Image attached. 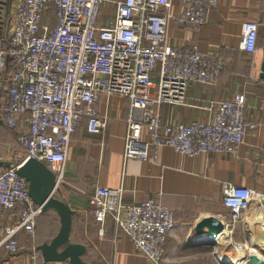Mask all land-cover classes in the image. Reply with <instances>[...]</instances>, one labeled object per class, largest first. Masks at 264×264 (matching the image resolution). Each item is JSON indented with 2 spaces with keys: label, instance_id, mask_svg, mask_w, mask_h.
I'll use <instances>...</instances> for the list:
<instances>
[{
  "label": "built area",
  "instance_id": "1",
  "mask_svg": "<svg viewBox=\"0 0 264 264\" xmlns=\"http://www.w3.org/2000/svg\"><path fill=\"white\" fill-rule=\"evenodd\" d=\"M104 1L18 0L11 16L1 64L9 62L13 70L2 117L10 129H18L22 121L28 128L18 134L24 157L0 173V217L20 207L16 223L5 227L0 240L7 254L19 252V234L34 237L42 215L29 195L28 182L18 173L22 163L28 158L43 162L55 173L57 186L62 185L68 149L78 128L85 120L91 134H100L107 126L108 115L96 107L102 96L130 101L126 159L156 162L164 147L189 157L228 153L256 127L246 118L241 94L212 101L208 110L213 115L207 121L171 124L160 114L163 104H183L190 86L217 80L223 60L205 56L197 46H173L167 36L172 21L191 29L202 26L218 0H180L178 16L172 13V0H117L116 15L101 26ZM258 40L259 24L246 21L242 49L256 54ZM121 191L96 189L90 199L96 220L104 222L111 214L150 264H168L165 246L176 225L175 212L154 199L124 204ZM263 199L264 194L247 187H224L227 217L220 222L231 233V241L236 225L245 224L249 213L264 207ZM29 264H43L40 252L30 254Z\"/></svg>",
  "mask_w": 264,
  "mask_h": 264
},
{
  "label": "crops",
  "instance_id": "2",
  "mask_svg": "<svg viewBox=\"0 0 264 264\" xmlns=\"http://www.w3.org/2000/svg\"><path fill=\"white\" fill-rule=\"evenodd\" d=\"M115 1L105 0L102 4L101 26H106L116 15ZM17 2L0 0V173L10 163L24 157L25 149L18 141V134L28 128L22 121L18 129H10L2 117L13 69L9 62L2 66L1 53L8 47L11 16ZM181 12V1L172 0L173 15L178 16ZM251 20L259 24V51L256 54L245 52L241 46L243 24ZM167 41L176 47L197 46L205 56L223 60L224 66L214 83L190 86L183 104H163L160 114L165 122L207 121L213 115L208 110L212 101L231 100L241 94L246 99V118L256 127L244 143L228 153H201L189 157L164 147L156 162L126 159V119L130 101L123 96H102L96 107L99 113L108 115L107 126L100 134L89 133L86 120L78 128L68 149L64 182L55 192L57 198L66 201L74 210L73 225L79 217L86 227H94L93 234L87 229L84 233L87 237L78 242L87 246V252L102 257L92 263L150 264L134 249L129 236L111 214H107L104 222L96 220L90 199L98 187L121 189L124 204L154 199L175 212L176 225L165 246L168 264H220L216 245L209 241L213 235L212 219L215 224L221 217H227L222 204L224 187L243 186L264 194V80L260 77L264 61V0H218L208 9L205 23L197 29L172 21ZM144 138L148 139L146 133ZM19 208L0 217V240L5 227L16 223ZM255 215L259 214L256 211L249 213L245 224L236 225L233 238L237 244L245 240L254 242L251 222ZM59 228V217L42 213L34 237L18 235V253L7 254L0 246V264H29L30 254L39 245L50 242ZM261 234L264 235V229Z\"/></svg>",
  "mask_w": 264,
  "mask_h": 264
},
{
  "label": "water",
  "instance_id": "3",
  "mask_svg": "<svg viewBox=\"0 0 264 264\" xmlns=\"http://www.w3.org/2000/svg\"><path fill=\"white\" fill-rule=\"evenodd\" d=\"M260 77L264 80V61L261 67ZM18 173L29 184V195L33 202L41 207L42 213H53L60 219V228L56 236L50 241L39 245L36 251L40 252L45 264L54 262H68L69 264H96L84 260L87 246L82 243L73 242L72 229L74 210L64 200L55 196L58 189L55 173L43 162L35 159H26L18 170ZM264 205V199H263ZM211 221V232L213 233L209 243L217 244V236L225 230V226L216 221ZM203 224H207L204 222ZM204 225H202L203 227ZM264 254V250H261ZM221 264H231L232 259L223 255Z\"/></svg>",
  "mask_w": 264,
  "mask_h": 264
},
{
  "label": "rangeland",
  "instance_id": "4",
  "mask_svg": "<svg viewBox=\"0 0 264 264\" xmlns=\"http://www.w3.org/2000/svg\"><path fill=\"white\" fill-rule=\"evenodd\" d=\"M61 186L62 185H60V187ZM237 225H240V224H237ZM87 229L89 231V234H93L94 227L93 226L86 227L82 222H80V219L78 217L76 219V221L74 222V225H73V231H72L73 232V234H72L73 242H77L78 243L79 241H83L84 236L87 237V235L84 234V233H86L85 231ZM261 237H262V234L260 233V235L258 236V238H255V240H254L255 242H253L254 245H253V243H248V241H246V240L245 241H242L241 244H247V245H249V246L245 247L246 249H244V250L240 249V248H242V245L239 246L234 241L233 235H232V241H231V237H230L231 243L230 242L229 243H226V245L220 244L217 241V244H216V250L217 251L216 252H217L218 261L220 260L221 256H223V255H227L229 257H234V256L237 255V251H240V250L244 251V253H243L244 254V258H247L248 255H249V248L248 247H250V246H251V248L252 247L255 248L258 253H260L261 255H263V253L259 251V248L260 247L258 248V246L256 245L257 239L258 240H261L260 239ZM86 240H88V239H86ZM88 242H91V241H88ZM240 255H241V253H240ZM101 259H102V257L95 256L94 254L91 253V251L87 252V254L84 256V260L85 261H88V262H96V261H100ZM219 263H220V261H219Z\"/></svg>",
  "mask_w": 264,
  "mask_h": 264
},
{
  "label": "bare ground",
  "instance_id": "5",
  "mask_svg": "<svg viewBox=\"0 0 264 264\" xmlns=\"http://www.w3.org/2000/svg\"><path fill=\"white\" fill-rule=\"evenodd\" d=\"M257 214L259 215L258 216L255 215V217L253 218V221L251 222L255 238H258L261 231L264 229V207L263 206L258 207ZM230 237H231V233L225 230L216 239L218 243L226 245V243L230 241ZM260 239L261 240L257 239L256 245L258 246V248L260 247L259 251L262 252L261 250H264V235ZM248 248H249V255L247 258H244V254H243L244 251H241V250L237 251V255L234 257H229L227 255L226 256L232 259L231 264H264V256H263L264 254L261 255L260 253L257 252L255 248L253 247L251 248V246ZM221 258L224 259V257H221Z\"/></svg>",
  "mask_w": 264,
  "mask_h": 264
}]
</instances>
